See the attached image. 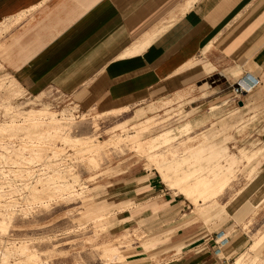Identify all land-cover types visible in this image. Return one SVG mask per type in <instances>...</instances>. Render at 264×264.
Listing matches in <instances>:
<instances>
[{"label":"rangeland","instance_id":"1","mask_svg":"<svg viewBox=\"0 0 264 264\" xmlns=\"http://www.w3.org/2000/svg\"><path fill=\"white\" fill-rule=\"evenodd\" d=\"M15 24L11 19L0 25V46L5 45L3 38ZM11 76L0 67V111L15 113L12 120L0 122V130L9 141L19 142L20 151H16L20 157L15 158L12 152L0 154V160L42 162L43 180L34 183L32 213L16 212L0 218V264H160L159 255L197 233L207 236L198 245L200 253L211 245L220 250L223 237L235 242L231 256L227 254L231 248L225 251L226 256L219 251L225 264H264V243L257 249L264 240V158L257 155L264 137L247 135L259 115L248 120L238 117L239 110L230 114L232 108L223 111L220 107L208 124L191 134L193 139L186 145L192 148L184 150V138L170 149L155 152L162 155L153 163L151 153L142 151L144 139L205 116L210 108L193 110L190 105L173 106L166 101L147 114L153 117L148 122L137 125L139 119H133L118 127L132 114L91 118L56 90L27 92ZM204 142L226 146L238 157L241 149L257 150L246 159L234 157L226 167L214 170L216 180H197L202 185L195 184L196 180H163L164 184L155 168L162 176L196 173L195 163L190 166L185 161ZM25 153L30 158L21 157ZM253 167L260 169L259 174H251ZM200 168L202 172L208 170L204 165ZM130 174L149 180V184L154 182L156 192L145 184L141 185L145 187L142 192L136 193L135 188L108 192L119 186L117 180ZM13 189L17 195L23 191L14 184ZM161 190L167 196L157 199L159 203H165L166 198L173 201L155 210V198ZM132 193L138 196L134 202L128 199ZM236 195L245 206L211 218L201 219L196 214L197 209L214 203L219 209L225 208ZM30 202L23 200L24 205L17 204L16 208L27 209L25 205ZM184 215L189 217L183 220ZM195 215V223L182 226L169 240L166 236L156 239Z\"/></svg>","mask_w":264,"mask_h":264},{"label":"crops","instance_id":"2","mask_svg":"<svg viewBox=\"0 0 264 264\" xmlns=\"http://www.w3.org/2000/svg\"><path fill=\"white\" fill-rule=\"evenodd\" d=\"M11 19L16 24L0 46V67L27 92L56 90L91 118L132 114L118 127L133 119H139L137 125L148 122L153 117L147 114L166 101L193 110L210 108L205 116L144 139L142 151L151 153L153 163L162 155L155 152L170 149L184 138V150L192 148L186 145L193 139L191 134L208 124L220 107L232 108L230 114L239 110L238 117L248 120L259 115L247 135L264 137V132L259 134L264 131V0H0V25ZM246 75L258 78L259 85L235 101L232 87ZM256 150L241 149L238 157L226 146L204 142L185 161L190 166L195 163L196 173L162 176L155 170L164 184L163 180H216L214 170L226 167L234 157L246 159ZM258 151L259 159L264 158V146ZM201 165L208 167L207 172L201 171ZM259 170L253 167L251 174ZM117 181L119 186L108 192L135 188L137 193L145 187L156 192L154 182L138 176ZM161 192L155 210L173 201L166 198L159 203L157 199L167 196ZM132 194L128 199L134 202L138 196ZM242 206L243 199L236 195L225 208L214 203L196 214L211 218ZM197 220L195 215L156 239L169 240L182 226ZM201 235L178 241L159 255L160 264H225L219 251L224 256L235 242L222 237L220 250L211 245L200 253L198 245L207 237ZM234 252L231 248L227 254Z\"/></svg>","mask_w":264,"mask_h":264},{"label":"built area","instance_id":"3","mask_svg":"<svg viewBox=\"0 0 264 264\" xmlns=\"http://www.w3.org/2000/svg\"><path fill=\"white\" fill-rule=\"evenodd\" d=\"M258 85V78H255L252 75H246L232 87L233 99L239 101L242 96L253 92ZM14 115L15 113L13 111L8 113L0 111V122L8 121L10 119L12 120ZM16 150L20 151L19 142L9 141L5 138V134L0 130V154L5 156V154L8 155L15 152V158H18L20 156ZM21 157L30 158L26 153L21 154ZM13 180L17 181L13 182ZM36 180H43L42 162L34 163V161L27 160L26 162L20 163L19 161H15V159L7 162L5 160H0V218L14 216L16 212L19 214L28 212L32 213L34 204L30 202L32 200L31 192ZM13 184L17 188H23V191L20 192L19 195L14 191ZM23 200L30 203L25 205L28 207L27 209L22 208L21 211L16 208V206H18L17 204H20L22 207L24 205L22 203Z\"/></svg>","mask_w":264,"mask_h":264},{"label":"bare ground","instance_id":"4","mask_svg":"<svg viewBox=\"0 0 264 264\" xmlns=\"http://www.w3.org/2000/svg\"><path fill=\"white\" fill-rule=\"evenodd\" d=\"M29 117H30V116H29ZM238 262H239V261H238ZM238 262H237V263H238Z\"/></svg>","mask_w":264,"mask_h":264}]
</instances>
